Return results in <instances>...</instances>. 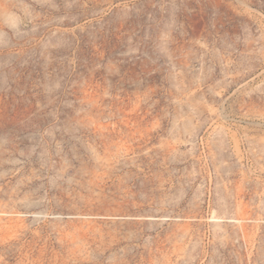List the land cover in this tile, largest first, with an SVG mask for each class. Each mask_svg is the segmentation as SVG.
Instances as JSON below:
<instances>
[{
  "label": "rangeland",
  "instance_id": "374dc122",
  "mask_svg": "<svg viewBox=\"0 0 264 264\" xmlns=\"http://www.w3.org/2000/svg\"><path fill=\"white\" fill-rule=\"evenodd\" d=\"M0 264H264V0H0Z\"/></svg>",
  "mask_w": 264,
  "mask_h": 264
}]
</instances>
